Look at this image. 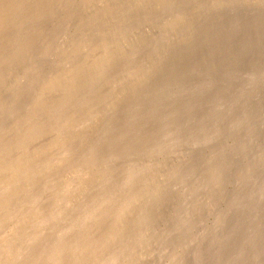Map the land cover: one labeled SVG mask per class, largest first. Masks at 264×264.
<instances>
[{
  "label": "bare ground",
  "instance_id": "1",
  "mask_svg": "<svg viewBox=\"0 0 264 264\" xmlns=\"http://www.w3.org/2000/svg\"><path fill=\"white\" fill-rule=\"evenodd\" d=\"M249 1L0 0V264H264Z\"/></svg>",
  "mask_w": 264,
  "mask_h": 264
},
{
  "label": "rangeland",
  "instance_id": "2",
  "mask_svg": "<svg viewBox=\"0 0 264 264\" xmlns=\"http://www.w3.org/2000/svg\"><path fill=\"white\" fill-rule=\"evenodd\" d=\"M264 1V0H262ZM246 2H250L249 0H246ZM30 4V3H29ZM29 4H27L26 6V9H25V12H29L30 11V7ZM13 19V17L11 18V20ZM43 26H40L39 28H42ZM24 32V31H23ZM44 38H46V35H47V31H43V34H38ZM250 57L251 59V55L250 54H247L245 56H243L241 59H240V62L238 63V71H237V75H235V78H234V81L232 83L234 89H237L239 86H240V75H243L246 68V64L245 62L247 61L246 59H248ZM253 62L256 64V66L258 67L257 69V75H256V78H262L264 76L263 73V70H264V56L261 57V60H258V58L254 57L253 59ZM247 72V71H246ZM225 100H227V97L225 95H223ZM225 100H222L223 103H225ZM155 111V110H153ZM101 114L97 115V117H95L93 120L90 121V127H89V132L90 131H95L97 130L99 127H101ZM248 123H251L250 120H247Z\"/></svg>",
  "mask_w": 264,
  "mask_h": 264
}]
</instances>
